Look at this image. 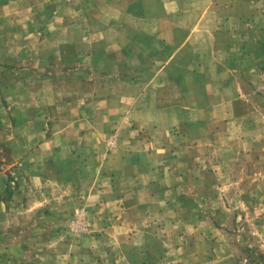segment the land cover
Instances as JSON below:
<instances>
[{
	"label": "crops",
	"instance_id": "obj_1",
	"mask_svg": "<svg viewBox=\"0 0 264 264\" xmlns=\"http://www.w3.org/2000/svg\"><path fill=\"white\" fill-rule=\"evenodd\" d=\"M261 63L264 0H0V243L32 233L30 264H195L186 202L216 175L198 150L232 139ZM59 65L83 73L41 74Z\"/></svg>",
	"mask_w": 264,
	"mask_h": 264
},
{
	"label": "rangeland",
	"instance_id": "obj_2",
	"mask_svg": "<svg viewBox=\"0 0 264 264\" xmlns=\"http://www.w3.org/2000/svg\"><path fill=\"white\" fill-rule=\"evenodd\" d=\"M80 71L83 73L77 65L68 68L59 65L42 69L41 74L61 76ZM244 77L248 94L243 98L244 116L240 115L239 123L233 126L232 139L222 134L212 146H201L198 150L200 163L213 167L216 175L212 182L204 175L197 178L203 184L197 193L200 201L186 202L190 208L186 206V218L191 213L199 216L194 225L192 219L183 223L187 243L196 240L199 252L194 254L195 264H204L209 259H216L218 264H264V63ZM111 138L115 139L110 135L107 142ZM109 146L106 144V148L113 147ZM9 154L7 148H0V170L6 171L9 182L15 187L17 180ZM209 184H214L212 190ZM186 192L195 193L193 188H187ZM209 198H212L210 202ZM66 224L67 230H71L74 222ZM59 228H65L63 223ZM59 240L64 238L59 237ZM41 249L44 250L43 244ZM34 253L38 252L30 232L21 239L0 243V257L8 261L30 264ZM190 262L187 258L186 263Z\"/></svg>",
	"mask_w": 264,
	"mask_h": 264
},
{
	"label": "built area",
	"instance_id": "obj_3",
	"mask_svg": "<svg viewBox=\"0 0 264 264\" xmlns=\"http://www.w3.org/2000/svg\"><path fill=\"white\" fill-rule=\"evenodd\" d=\"M68 1H71V0H68ZM114 142H115V139H110L108 144L110 145L109 147H112L114 145Z\"/></svg>",
	"mask_w": 264,
	"mask_h": 264
}]
</instances>
